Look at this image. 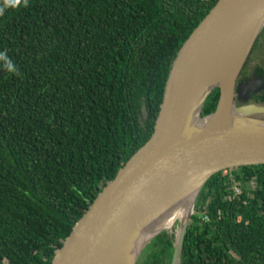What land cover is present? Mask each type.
Returning <instances> with one entry per match:
<instances>
[{
    "label": "trees",
    "instance_id": "16d2710c",
    "mask_svg": "<svg viewBox=\"0 0 264 264\" xmlns=\"http://www.w3.org/2000/svg\"><path fill=\"white\" fill-rule=\"evenodd\" d=\"M217 1L0 0V264H51L150 138L171 63ZM232 175L238 196L227 171L198 193L179 264H264V165ZM173 243L159 233L136 264H170Z\"/></svg>",
    "mask_w": 264,
    "mask_h": 264
},
{
    "label": "water",
    "instance_id": "95a60500",
    "mask_svg": "<svg viewBox=\"0 0 264 264\" xmlns=\"http://www.w3.org/2000/svg\"><path fill=\"white\" fill-rule=\"evenodd\" d=\"M263 27L264 0L216 2L171 63L150 138L74 224L51 264H116L146 222L189 195L187 223L176 234L170 231V264H179L194 202L207 180L222 171L264 165V119L252 116L264 106L234 104L236 96L244 104L264 89V81L254 78L236 84ZM215 89V110L202 118V106ZM199 97L196 125L191 118ZM169 229L152 234L127 264H136L149 241Z\"/></svg>",
    "mask_w": 264,
    "mask_h": 264
},
{
    "label": "bare ground",
    "instance_id": "6f19581e",
    "mask_svg": "<svg viewBox=\"0 0 264 264\" xmlns=\"http://www.w3.org/2000/svg\"><path fill=\"white\" fill-rule=\"evenodd\" d=\"M204 95L200 96L203 97ZM198 98L194 112L192 113L191 121L198 125L197 120V108L200 104L201 98ZM191 196H183L182 199L177 200L176 204L166 206L160 213L152 217L146 222L140 230L136 233L124 254V256L118 260L116 264H127L129 258L134 257L146 240L155 232L162 229H169L174 226V220H180L181 229L188 221V217L191 213Z\"/></svg>",
    "mask_w": 264,
    "mask_h": 264
},
{
    "label": "flooded vegetation",
    "instance_id": "af4514ba",
    "mask_svg": "<svg viewBox=\"0 0 264 264\" xmlns=\"http://www.w3.org/2000/svg\"><path fill=\"white\" fill-rule=\"evenodd\" d=\"M263 57H264V41H260L257 44L255 41L244 65H243V67H242V69H241V71H240V73L236 79V84L244 83L245 81H247V79H250L252 76L264 78V62H262V60H261V61H257V64H251L252 59L258 60L259 58H263ZM249 60H250V62H249ZM251 96H250V98H251ZM250 98L247 100L246 103L239 104L236 100L237 99V96H236L234 98V104L237 107L243 106V105H248V104H254V103L250 102Z\"/></svg>",
    "mask_w": 264,
    "mask_h": 264
},
{
    "label": "built area",
    "instance_id": "2783aa9c",
    "mask_svg": "<svg viewBox=\"0 0 264 264\" xmlns=\"http://www.w3.org/2000/svg\"><path fill=\"white\" fill-rule=\"evenodd\" d=\"M228 172V179H229V182H230V192L232 194L233 197H236L238 196L240 193H241V187H240V184L234 180V177L232 175V170H226ZM250 190V188H249Z\"/></svg>",
    "mask_w": 264,
    "mask_h": 264
},
{
    "label": "rangeland",
    "instance_id": "374dc122",
    "mask_svg": "<svg viewBox=\"0 0 264 264\" xmlns=\"http://www.w3.org/2000/svg\"><path fill=\"white\" fill-rule=\"evenodd\" d=\"M256 56V55H255ZM254 57V56H253ZM252 57V58H253ZM251 58V59H252ZM262 60V62H264V57L263 58H259L258 60L257 59H252V61H251V64H257V61H261ZM254 61V62H253ZM249 62H250V60H249ZM253 62V63H252ZM253 117H256V118H259V119H264V112L263 113H260V114H255V115H252ZM195 203V202H194ZM194 211V210H193ZM193 215H194V212H193ZM180 222V220H178V219H176V220H174V222H173V224H174V226L172 227V228H170L169 229V232L171 231L172 233H174V234H176V232H177V230H178V227H179V222ZM189 224V223H188Z\"/></svg>",
    "mask_w": 264,
    "mask_h": 264
},
{
    "label": "clouds",
    "instance_id": "9594fccd",
    "mask_svg": "<svg viewBox=\"0 0 264 264\" xmlns=\"http://www.w3.org/2000/svg\"><path fill=\"white\" fill-rule=\"evenodd\" d=\"M13 2H15V3H19V0H13ZM0 55H2V54H0Z\"/></svg>",
    "mask_w": 264,
    "mask_h": 264
}]
</instances>
